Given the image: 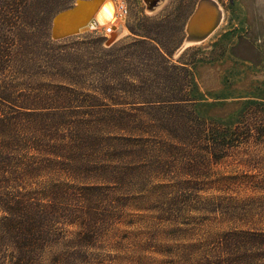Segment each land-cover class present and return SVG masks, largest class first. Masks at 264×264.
<instances>
[{
	"label": "rangeland",
	"instance_id": "obj_1",
	"mask_svg": "<svg viewBox=\"0 0 264 264\" xmlns=\"http://www.w3.org/2000/svg\"><path fill=\"white\" fill-rule=\"evenodd\" d=\"M75 1L0 0V118L17 130L18 107L63 113L38 137L47 163L0 171V200L50 202L25 243H0V264H261L229 238L264 232V0H215L218 28L180 52L199 0H114L110 47L117 26L51 40ZM208 134L229 143L219 160L204 154ZM179 143L195 165L184 171ZM154 145L175 171H155Z\"/></svg>",
	"mask_w": 264,
	"mask_h": 264
},
{
	"label": "trees",
	"instance_id": "obj_2",
	"mask_svg": "<svg viewBox=\"0 0 264 264\" xmlns=\"http://www.w3.org/2000/svg\"><path fill=\"white\" fill-rule=\"evenodd\" d=\"M194 100L187 97L186 100H173V106H178L179 102L182 103H192ZM18 110L10 114V118L12 121H16L14 115L19 116V125L17 130H15L13 122L9 121L7 118L2 120L0 118V135H6L5 131L10 135L7 138L12 146L8 144L12 149L13 158L6 159L4 157H0V171H9L8 166H11L13 171L20 170L21 166H26L28 168H32L33 171H37V169L42 165L47 163L48 161L38 159L41 158L39 153L46 152L44 147L41 146V141L38 137L41 136L42 129H44L45 118L48 116H57L63 115L62 111L52 109V108H44L43 105L39 106H24L18 107ZM8 125V126H7ZM21 131L25 135H27L26 139L20 144L15 145L14 142H18L13 139V132ZM212 142L211 144L205 145L204 154H206V158L208 160H219L220 154L223 153V149L229 146V143H223L217 139V135H211ZM23 143V144H21ZM183 144L179 143V145H174V150L176 153H180L184 156L182 165H185L184 169L193 167L192 160L185 149H181ZM86 148V145H81ZM77 150L80 145H76ZM167 147H169L167 145ZM156 150H159V146L154 145ZM218 148V149H217ZM161 153L160 157V165L157 166L155 171H175L174 167H177L176 154H172L171 156H167L169 151L163 152L161 149L158 151ZM171 153V152H170ZM164 158V159H163ZM187 161L188 164H185ZM16 162H19V167L16 170ZM159 162V158H157V163ZM156 163V164H157ZM204 163V162H203ZM81 171V169H80ZM56 190V188H54ZM88 191V190H87ZM47 194V191L45 192ZM38 201H29L26 198L25 194L14 193L12 195H8L5 198L0 200V243H4L7 238H11L14 240V244L16 243H25V237L23 236V232H30L32 227V222L39 221L41 219L42 211H45L49 208L50 202L47 201V195H45L41 199H37ZM82 204V209H87L88 201L82 197L79 200ZM84 215V214H83ZM22 232L18 235V232ZM245 235L234 234L231 235L229 240L234 242H239V248H246L248 246L251 247L253 252L252 258H255L261 264L264 263V232L256 231ZM249 235V236H248ZM228 239V238H227Z\"/></svg>",
	"mask_w": 264,
	"mask_h": 264
},
{
	"label": "water",
	"instance_id": "obj_3",
	"mask_svg": "<svg viewBox=\"0 0 264 264\" xmlns=\"http://www.w3.org/2000/svg\"><path fill=\"white\" fill-rule=\"evenodd\" d=\"M106 0H76L75 5L55 15L51 22L50 38L52 41H60L73 36L89 32L88 25L94 23L101 6ZM162 0H143L148 5L154 3V8ZM221 11L214 0H199L185 27V39L180 50L191 45H197L208 39L220 24ZM115 39V38H114ZM108 40L106 47L116 42Z\"/></svg>",
	"mask_w": 264,
	"mask_h": 264
},
{
	"label": "bare ground",
	"instance_id": "obj_4",
	"mask_svg": "<svg viewBox=\"0 0 264 264\" xmlns=\"http://www.w3.org/2000/svg\"><path fill=\"white\" fill-rule=\"evenodd\" d=\"M115 1L106 0L104 4L101 6L98 14L96 15L94 19V23L88 25L90 31L95 29L110 28L111 26H117L118 29L112 28V30L114 31L109 33L110 41L113 40L114 38L117 39L118 37H120L121 35L120 31L122 30V25L119 23H121L123 19V12H121L120 8L121 9L123 8L118 7ZM218 9L221 11V16H222V10L219 5H218ZM115 29L117 31H115Z\"/></svg>",
	"mask_w": 264,
	"mask_h": 264
}]
</instances>
